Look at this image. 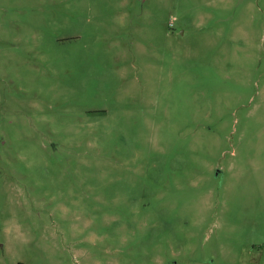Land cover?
<instances>
[{"label":"rangeland","instance_id":"obj_1","mask_svg":"<svg viewBox=\"0 0 264 264\" xmlns=\"http://www.w3.org/2000/svg\"><path fill=\"white\" fill-rule=\"evenodd\" d=\"M0 264H264V0H0Z\"/></svg>","mask_w":264,"mask_h":264}]
</instances>
